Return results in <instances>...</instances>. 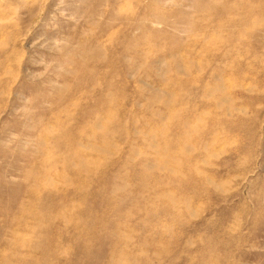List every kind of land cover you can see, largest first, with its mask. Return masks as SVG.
Instances as JSON below:
<instances>
[{
	"label": "rangeland",
	"instance_id": "rangeland-1",
	"mask_svg": "<svg viewBox=\"0 0 264 264\" xmlns=\"http://www.w3.org/2000/svg\"><path fill=\"white\" fill-rule=\"evenodd\" d=\"M0 264H264V0H0Z\"/></svg>",
	"mask_w": 264,
	"mask_h": 264
}]
</instances>
